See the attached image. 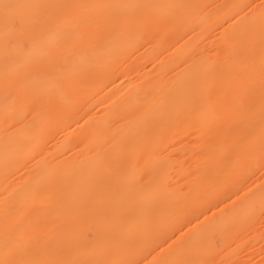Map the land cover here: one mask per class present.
<instances>
[{
  "label": "bare ground",
  "instance_id": "bare-ground-1",
  "mask_svg": "<svg viewBox=\"0 0 264 264\" xmlns=\"http://www.w3.org/2000/svg\"><path fill=\"white\" fill-rule=\"evenodd\" d=\"M256 251L264 0H0V264Z\"/></svg>",
  "mask_w": 264,
  "mask_h": 264
},
{
  "label": "rangeland",
  "instance_id": "rangeland-1",
  "mask_svg": "<svg viewBox=\"0 0 264 264\" xmlns=\"http://www.w3.org/2000/svg\"><path fill=\"white\" fill-rule=\"evenodd\" d=\"M262 243V241H259L258 245H260ZM249 249L244 252L243 256L247 255L249 252ZM263 255H261L258 251H256L255 253H253V257L251 258V261L248 262H244L245 264H260L261 261V257ZM233 262H236V260H234ZM236 264H239V262H237Z\"/></svg>",
  "mask_w": 264,
  "mask_h": 264
}]
</instances>
